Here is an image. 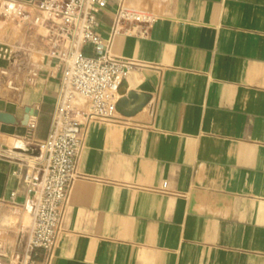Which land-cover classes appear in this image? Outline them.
Returning <instances> with one entry per match:
<instances>
[{
  "label": "crops",
  "instance_id": "crops-1",
  "mask_svg": "<svg viewBox=\"0 0 264 264\" xmlns=\"http://www.w3.org/2000/svg\"><path fill=\"white\" fill-rule=\"evenodd\" d=\"M122 3L154 16L148 35L111 42L136 62L123 86L143 98L130 115L89 122L51 264H264V0H109L106 39ZM14 23L20 39L0 42L15 47L0 56V110L17 118L0 121L5 264L24 249L25 174L40 175L64 69L39 32Z\"/></svg>",
  "mask_w": 264,
  "mask_h": 264
},
{
  "label": "built area",
  "instance_id": "built-area-1",
  "mask_svg": "<svg viewBox=\"0 0 264 264\" xmlns=\"http://www.w3.org/2000/svg\"><path fill=\"white\" fill-rule=\"evenodd\" d=\"M108 1L0 0V19L35 29L46 41V55L64 64L49 131L39 145L44 160L40 175L35 179L29 170L25 174L32 221L23 251L12 254L9 264H37L40 256L43 264L52 263L89 122L120 117L117 106L125 95L120 88L136 62L112 53V37L120 33L146 36L154 16L122 3L114 13L111 37L106 39L98 31V13ZM14 53V46H0V56L11 59ZM37 77L38 71L32 69L27 80L34 83ZM166 187L164 182L162 189Z\"/></svg>",
  "mask_w": 264,
  "mask_h": 264
},
{
  "label": "water",
  "instance_id": "water-1",
  "mask_svg": "<svg viewBox=\"0 0 264 264\" xmlns=\"http://www.w3.org/2000/svg\"><path fill=\"white\" fill-rule=\"evenodd\" d=\"M120 91H121V93H123L125 95L120 99V101L118 103V106H117L118 110L120 112H122L123 114L130 115V114H132L133 110H129L126 107H128L129 103L134 104V103L138 102L140 99V94H139V92L134 91V90L127 91L123 85L121 86ZM143 103L144 102L139 103L135 109L142 107ZM30 115H31V107L26 106L25 116H24V119L22 120V122L24 124L28 123ZM0 121L8 122V123H16L17 118L11 112L0 110Z\"/></svg>",
  "mask_w": 264,
  "mask_h": 264
},
{
  "label": "rangeland",
  "instance_id": "rangeland-1",
  "mask_svg": "<svg viewBox=\"0 0 264 264\" xmlns=\"http://www.w3.org/2000/svg\"><path fill=\"white\" fill-rule=\"evenodd\" d=\"M20 32L16 27V24L10 20L0 19V42H15L20 39ZM18 217H11L10 221L15 222ZM24 224L29 226L32 221L30 210L24 215Z\"/></svg>",
  "mask_w": 264,
  "mask_h": 264
},
{
  "label": "bare ground",
  "instance_id": "bare-ground-1",
  "mask_svg": "<svg viewBox=\"0 0 264 264\" xmlns=\"http://www.w3.org/2000/svg\"><path fill=\"white\" fill-rule=\"evenodd\" d=\"M140 98H143V95H142V94H140ZM126 108H128V109H129V107H126Z\"/></svg>",
  "mask_w": 264,
  "mask_h": 264
}]
</instances>
